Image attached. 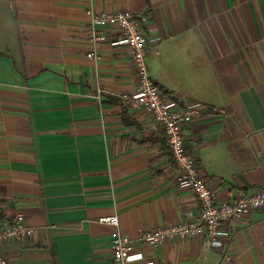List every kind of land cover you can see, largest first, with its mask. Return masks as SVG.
I'll use <instances>...</instances> for the list:
<instances>
[{
	"label": "crops",
	"instance_id": "1",
	"mask_svg": "<svg viewBox=\"0 0 264 264\" xmlns=\"http://www.w3.org/2000/svg\"><path fill=\"white\" fill-rule=\"evenodd\" d=\"M88 2L0 0V227L20 211L37 228L1 245L9 264H113L116 228L100 216L117 214L136 236L198 209L161 131L120 96L137 76L112 43L117 29L87 56ZM92 3L135 15L152 81L205 105L184 136L215 200L264 189V0ZM222 232L221 247L199 237L133 244L144 255L135 264H264V207Z\"/></svg>",
	"mask_w": 264,
	"mask_h": 264
},
{
	"label": "built area",
	"instance_id": "2",
	"mask_svg": "<svg viewBox=\"0 0 264 264\" xmlns=\"http://www.w3.org/2000/svg\"><path fill=\"white\" fill-rule=\"evenodd\" d=\"M87 34L91 50L89 58L96 59L97 47L106 38V27L113 26L118 35L112 43L123 44L131 55L137 76V88L129 94H121L122 100L132 111H143L150 116L152 130H160L168 145L178 171V182L190 189L197 197L198 209L195 214L186 212L184 220L157 228L140 230L136 236L120 227L117 214L100 216L99 222L113 225L110 248L113 264H135L144 258L141 249L133 250V244L157 247L160 243L174 238L199 237L207 247H221L222 225L243 213L264 207V189L240 194L235 200L217 202L205 178L200 176L194 154L187 148L184 136L185 126L201 117L206 107L201 102H184L180 96L167 94L149 76L146 63L147 39L139 21L128 10L96 11L92 0L86 6ZM104 89L98 87L93 95L98 101ZM37 228L27 224L22 212L15 213L10 224L0 227V264H9L1 251V245L11 239L35 234Z\"/></svg>",
	"mask_w": 264,
	"mask_h": 264
},
{
	"label": "rangeland",
	"instance_id": "3",
	"mask_svg": "<svg viewBox=\"0 0 264 264\" xmlns=\"http://www.w3.org/2000/svg\"><path fill=\"white\" fill-rule=\"evenodd\" d=\"M154 59V58H153ZM152 67V66H151Z\"/></svg>",
	"mask_w": 264,
	"mask_h": 264
}]
</instances>
